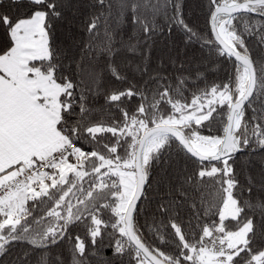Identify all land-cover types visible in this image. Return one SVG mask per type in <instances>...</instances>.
<instances>
[{
  "label": "snow or ice",
  "instance_id": "6c2138e0",
  "mask_svg": "<svg viewBox=\"0 0 264 264\" xmlns=\"http://www.w3.org/2000/svg\"><path fill=\"white\" fill-rule=\"evenodd\" d=\"M88 6L83 34L69 29L62 40L57 28L78 7L75 0H27L23 13L0 8V258L21 243L29 247L13 264H30L37 249L36 264H64L48 249L67 239L72 264H89L87 238L93 247H113L111 264H264V247L255 246L264 242V51L254 59L247 44L254 37L264 49V0H207V32L186 22L182 0ZM125 23L133 35L118 41ZM165 28L207 48L209 61L234 58L226 78L206 82L190 103L186 62L170 59V74L163 61L152 69L140 52ZM123 52L141 56L125 64L131 79L116 63ZM104 73L126 87L104 85ZM101 90L109 111L120 114L108 123L93 122L88 105ZM133 98L138 102L129 106ZM214 122L220 134H211ZM106 133L111 142L101 143ZM81 140L95 147L85 151ZM255 153L261 168L252 174ZM30 201L32 208L51 207L37 218ZM152 204L159 215L145 226L161 244L170 226L177 238L172 253L145 243L137 224ZM185 207L187 233L177 223ZM75 222L84 225V237L69 235Z\"/></svg>",
  "mask_w": 264,
  "mask_h": 264
},
{
  "label": "trees",
  "instance_id": "16d2710c",
  "mask_svg": "<svg viewBox=\"0 0 264 264\" xmlns=\"http://www.w3.org/2000/svg\"><path fill=\"white\" fill-rule=\"evenodd\" d=\"M78 7L73 9L72 11L66 13L68 19L64 22L62 26H58L57 35L62 40L66 35L69 34V29L71 32L79 38L82 33V22L84 18L90 11L89 8V0H75ZM183 3V16L186 22L193 28L197 29L200 32H207L209 29L208 25V16L209 13L206 8L207 0H182ZM0 8L7 10L11 8L14 13H23L27 8V0H20L19 4H10V0H3V3L0 4ZM253 18L259 20L261 18L255 17V14H250ZM162 17L158 18V22L162 21ZM69 21L71 22L69 24ZM133 35V28L129 23H125L121 26L117 34V40L119 41L121 37L124 41H128L129 37ZM3 37L0 36V40ZM139 39H143V34H140ZM135 42V40H133ZM247 44L252 52L253 58H257L259 54L264 51V49L257 48L255 45V38H249L247 40ZM119 47V43L117 44ZM140 52L144 53L148 56L147 63L150 65L152 69H155L160 66V62L163 61V66L168 69V72L173 73V68L170 59H175L177 66H179L181 61H185V68L191 69L192 76L186 86L187 90L184 95L187 99V102L190 103L193 94L197 93L199 89L205 87V83L207 82L210 85L214 81H220L226 78V69H229L231 66V61L234 59L219 57L214 58L212 61L207 59L208 49H201L200 45L197 43H185V38L182 32L177 30L176 28L172 29V32L169 34L167 29L165 28L162 34H157L153 40L150 42V45H141ZM141 56L123 52L118 54L116 57V63L121 68V73L126 75L131 79L133 77V73L131 68H125V64L127 61H132L133 65L136 62H139ZM215 68V70H213ZM203 72L204 77L197 80L195 77V73ZM187 74V73H185ZM136 79L139 80V74H135ZM102 83L108 87H126L125 84H121L119 81H116L109 73L103 74ZM137 99L133 98L131 104L129 106L135 105L137 103ZM88 105L92 109V117L93 122L99 121L103 123L110 122L108 117H119V112L109 111V105L105 103L103 90L98 92L95 96H89ZM226 111V108L224 109ZM250 115V113H249ZM226 119V117H225ZM218 125L214 122L213 131L211 134H220L217 131ZM202 134H210L207 128L200 129ZM111 142V134L106 133L103 134L101 138V143H110ZM78 146H81L85 151H91L93 147H95V143L89 144L87 140H81L78 142ZM119 152L122 153V149H118ZM260 153H255L253 155L250 166L247 171L256 174L260 171L261 163L259 160ZM247 158V154L243 153L237 156V169L240 171V161ZM243 183V175L240 177ZM83 187L87 189L89 187L87 182H84ZM62 194V193H61ZM255 195V192L253 193ZM247 193H245V196ZM58 198V196H57ZM68 199V198H66ZM71 202L73 204L76 203V196H71ZM28 207L32 210L33 216L39 218L40 216H44L45 212L48 210L51 205L41 206L39 208H32V202L28 203ZM155 213V204H152L149 208H147L143 213L137 216V224L142 226L141 232L143 233L145 243L149 246H154L160 248L162 251L166 253H172L175 251V243L174 241L177 239L173 230L170 226L167 228L166 233H162L165 236V243L161 244L160 240L155 237V234L151 233L149 229L145 226L146 221L150 222L151 218ZM66 214V213H64ZM110 212L105 211L103 218L107 219L110 216ZM155 215H159L155 213ZM180 219L177 220V223L183 222V226L185 232H188V220L190 217V210L186 207L179 210ZM31 219V218H30ZM48 217L45 216L44 222L47 223ZM195 221L193 220V223ZM165 223L167 220L165 219ZM111 231V229H109ZM69 235L75 237L76 235H80L81 237L85 236V227L81 222H75L72 225H69ZM118 235V233H117ZM105 245L108 244V241L105 240ZM86 244L88 245V253H86L87 260L89 264H105L107 261L108 264H111L113 260V247L112 246H97L93 247L90 243V240L86 238ZM112 245L114 246V241H112ZM257 247H264V242H261L259 239L256 242ZM28 245L16 243L14 244L2 258H0V264H13V261L21 256L24 250L28 249ZM48 251L55 255L59 253L63 259L64 264H72L71 259V246L67 239L63 242L58 243L57 245L49 246ZM95 251L96 255H90L91 252ZM41 250L37 249L33 252V254L29 257L30 264H36V259L40 255Z\"/></svg>",
  "mask_w": 264,
  "mask_h": 264
},
{
  "label": "water",
  "instance_id": "95a60500",
  "mask_svg": "<svg viewBox=\"0 0 264 264\" xmlns=\"http://www.w3.org/2000/svg\"><path fill=\"white\" fill-rule=\"evenodd\" d=\"M234 59V58H233Z\"/></svg>",
  "mask_w": 264,
  "mask_h": 264
}]
</instances>
